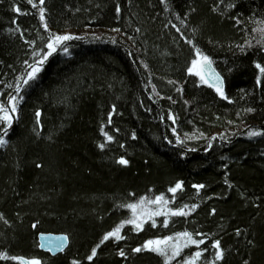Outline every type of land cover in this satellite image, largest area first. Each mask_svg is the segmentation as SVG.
Masks as SVG:
<instances>
[{
  "label": "trees",
  "instance_id": "1",
  "mask_svg": "<svg viewBox=\"0 0 264 264\" xmlns=\"http://www.w3.org/2000/svg\"><path fill=\"white\" fill-rule=\"evenodd\" d=\"M229 2L217 8L218 0H45V30L26 0H0V100L14 91L24 61L33 62V50L49 33H95L66 42L69 54L58 49L21 93L19 118L0 147V252L42 264H163L157 254L131 248L187 230L211 237L200 245L209 251L198 264L213 259L214 239L225 250L217 264H264V137L250 138L246 129L208 143L213 128L229 134L252 122L264 128V75L255 67L264 66V45L257 43L264 38V0H234V9ZM17 6L27 14L15 13ZM187 40L221 68L229 100L187 71L195 55ZM104 132L114 140L106 142ZM121 156L127 166L116 163ZM177 181L183 190L173 199L167 190ZM194 184L206 187L197 191ZM160 194L171 201L168 207H199L188 217H168V228L165 217L139 233L125 225L126 240H109L91 262L86 259L106 232L131 217L120 205ZM39 231L67 234L69 246L55 256L40 250ZM121 248L127 258L118 255ZM196 250L185 249L173 264Z\"/></svg>",
  "mask_w": 264,
  "mask_h": 264
},
{
  "label": "snow or ice",
  "instance_id": "2",
  "mask_svg": "<svg viewBox=\"0 0 264 264\" xmlns=\"http://www.w3.org/2000/svg\"><path fill=\"white\" fill-rule=\"evenodd\" d=\"M162 2H165V0H162ZM26 3L28 5H31L33 9H36V13L39 16V19L43 22L44 29L47 30L48 24L45 17L46 8L44 7L45 0H38V3H35L34 0H26ZM224 3L225 0H218L217 8L220 4ZM236 6L237 5L234 0L226 4V7L228 9H234L236 8ZM14 11L17 14H27L21 13V9L18 6L14 8ZM116 11H120L119 7H117ZM177 18L180 19L179 15H177ZM231 18L234 20L237 26L240 25L241 19L239 16H234ZM13 23H15V21H13ZM173 27L176 26L173 25ZM115 31L119 30L116 29ZM137 31H139V29H137ZM176 31L179 33L180 28H176ZM261 32L262 37H264V30H261ZM21 35H23L22 32ZM181 35H183V33H181ZM74 39H81V37L73 36L72 34L60 35L55 33H49V38L47 39L44 46L40 48L39 51L33 50V62L28 63V61H24L26 68L24 70V73L20 77H17V83L14 88V91L12 93L7 94L6 100H0V127H2L3 129L2 132H0V147H4L8 143V141L4 137L7 136L8 130L13 126L14 120L19 118V105L24 99V96L21 93L26 92L27 88L31 87L32 84L38 80L39 74L43 70V66L49 60V58L57 52L58 49L62 48L65 54H69L70 50L66 42L72 41ZM186 42L193 45L195 52V58L192 59L191 66L188 68L187 71L190 74H195L196 76H198L202 83L209 84L210 87L215 89L216 93H218L222 99L229 100V97L225 94L223 78L212 68V58L207 54L203 53L200 48L195 47L191 40H187ZM25 43L33 45L35 44V41H25ZM257 43L264 45V38H262V40L260 41H257ZM237 47L240 48L242 52L245 51V48L243 46L237 45ZM248 47H251L250 43ZM145 67H147V65H145ZM255 67L259 70L262 75H264V66H262L260 63H256ZM168 83L172 84L174 82L169 81ZM257 83H260L259 78L257 80ZM8 87L11 88L12 85H9ZM152 90L153 92H155V86H153ZM177 91H182V89L177 88ZM0 96H4V93L0 92ZM167 99L171 100L172 97L169 96L167 97ZM113 111H115V106H113ZM246 111L253 112L255 110L252 108H248L246 109ZM36 116L37 118H39V111L36 112ZM168 118L171 119L173 123H175L176 117L174 115L169 114ZM108 122L109 124H111V113L109 114ZM37 123H39L38 120ZM115 131L119 132V129H115ZM172 131L173 133H175L176 129L173 128ZM247 135L250 138L264 137V128H262L261 130H256L252 128L248 131ZM104 137L106 138V142H112L114 140V137L112 135H109L107 132H104ZM132 138L136 139L135 132L132 133ZM192 138L193 137H189V139ZM212 139L215 138L213 137ZM176 141L179 144L184 143L182 140H180L178 135L176 137ZM169 143H171V141H169ZM105 146V143H101L98 145L101 150H104ZM120 147L123 148L124 145L121 144ZM209 147H211V145H209ZM194 150L195 149H192L191 151ZM222 159L226 158L222 157ZM116 163H118L119 165L127 166L129 164V161L123 156H121L119 159L116 160ZM225 167H227V165H225ZM183 183V181H177L174 186L168 188L167 191L173 194V199L175 198V194L178 191L183 190ZM225 183L228 184L227 179H225ZM192 187L199 191L200 189H204L206 186L204 184H194L192 185ZM229 187H232V185L229 184ZM130 195L134 196L135 194L133 193ZM209 199H211V197H209ZM170 203L171 201L166 199L164 194H160L155 196L154 198H149L148 196H141L134 203L120 205L119 207H126L131 210V217L126 220H123L110 231L106 232L102 236L100 242L91 249V254L88 255L86 259L91 262L97 256V250L101 247V245L105 244V242H108L109 240H112L116 243H119L122 240H126V236L121 234L122 229H124L125 225H131V230L135 231L136 233H139L144 231L146 223L149 224V226L152 228L157 227L155 217H165V219L162 221V226L164 228H168V217H188L199 207L198 204H192L191 206L186 204L182 207L172 208L168 207ZM215 212L216 210L213 208L210 214L214 215ZM0 218H3L2 213H0ZM5 223H7V221H5ZM32 227H36V225L33 224ZM235 234L237 236L241 235V230L236 229ZM64 239H67V237L61 238V241L56 245L57 248L63 247ZM209 239H211V237H207V234L203 232H190L185 230L183 232H176L173 235L163 236L162 238L157 237L153 239H148L139 246L131 248V252L141 253L144 251H149L160 256L163 260V264H173V261L177 260L178 257L182 256V253L185 249L191 248V246H196L198 250L194 251L191 255L182 258L179 261V264H198V261L201 260L204 253L209 251L207 247L200 249V245H205L207 240ZM41 247H43V245H41ZM211 249L213 250V259L211 261L204 262V264H217V262L222 261L224 259L225 250L221 247L220 239L212 240ZM118 255L127 258V253L124 251L123 248L119 249ZM0 260L19 261L20 264H42V261L39 258L33 257L31 259H26L21 256H10L7 252H0ZM71 264H81V262L79 260H73ZM244 264H248V261H244Z\"/></svg>",
  "mask_w": 264,
  "mask_h": 264
},
{
  "label": "bare ground",
  "instance_id": "3",
  "mask_svg": "<svg viewBox=\"0 0 264 264\" xmlns=\"http://www.w3.org/2000/svg\"><path fill=\"white\" fill-rule=\"evenodd\" d=\"M256 28V27H255ZM84 36V35H83ZM194 45H195V47H199L197 44H195L194 43ZM193 51H194V49H193ZM205 54H207L208 56H210L207 52H205ZM211 57V56H210ZM195 58V55H193L189 60H190V64H189V67L191 66V61H192V59H194ZM213 60V59H212ZM215 62L213 61V64H212V68L215 70V72H217L222 78H223V86H224V90H225V94H227V80H226V77H225V75L222 73V70H221V68H219L218 69V67L214 64ZM188 67V68H189ZM191 75H194L198 80H199V82H200V84H202V85H204V86H206V87H208V88H210L212 91H214L215 93H216V91H215V89L214 88H212V87H210V85L209 84H205V83H202L201 81H200V78L198 77V76H196L195 74H191ZM194 82H196V81H194ZM197 84H199L198 82H196ZM218 94V93H217ZM14 124V123H13ZM260 125L257 123V122H252V123H250V124H247V126H245L246 128H243V130H230V134H229V132H226L225 133V131H223L222 129H220V128H213L212 129V132H211V134L213 133V132H215V133H217L218 134V136H233L234 134H236L237 136H240L246 129H251V128H257L258 130H261V128L259 127ZM213 137H211V140L213 141V139H212ZM214 138H217V136H214ZM208 142V141H207ZM191 144V143H190ZM210 144H212V143H210ZM190 146H192V145H190ZM206 147H208V144H206L205 145ZM192 147H195V146H192ZM116 226V225H115ZM114 226V227H115ZM44 233V231H39V232H37V244H40V235L41 234H43ZM59 234H63V233H61V232H59ZM38 247H39V249H40V246L38 245ZM41 250V249H40Z\"/></svg>",
  "mask_w": 264,
  "mask_h": 264
},
{
  "label": "water",
  "instance_id": "4",
  "mask_svg": "<svg viewBox=\"0 0 264 264\" xmlns=\"http://www.w3.org/2000/svg\"><path fill=\"white\" fill-rule=\"evenodd\" d=\"M214 70V69H213ZM215 71V70H214ZM217 73V72H216ZM67 237L63 240V247L57 248L56 245L61 241V238ZM40 249L55 256L63 252L69 246V237L66 234L43 233L40 235ZM43 245V247H41Z\"/></svg>",
  "mask_w": 264,
  "mask_h": 264
},
{
  "label": "rangeland",
  "instance_id": "5",
  "mask_svg": "<svg viewBox=\"0 0 264 264\" xmlns=\"http://www.w3.org/2000/svg\"><path fill=\"white\" fill-rule=\"evenodd\" d=\"M55 34H60V35H63V34H72L73 36H83V35H87V34H95L94 33V30L92 29H83V30H75V29H66L64 31H57L55 32ZM19 112V111H18ZM211 137H214V136H218L217 133L213 132L212 134H210ZM210 136L208 137V143H212V140H209L210 139ZM184 140V138H183Z\"/></svg>",
  "mask_w": 264,
  "mask_h": 264
}]
</instances>
